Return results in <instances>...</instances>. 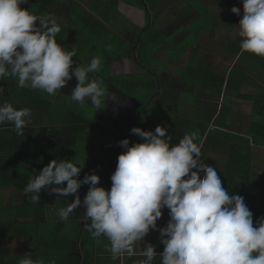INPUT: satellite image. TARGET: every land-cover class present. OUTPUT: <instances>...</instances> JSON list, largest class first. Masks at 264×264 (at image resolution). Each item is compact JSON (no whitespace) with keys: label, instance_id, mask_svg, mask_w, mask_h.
I'll return each instance as SVG.
<instances>
[{"label":"clouds","instance_id":"clouds-1","mask_svg":"<svg viewBox=\"0 0 264 264\" xmlns=\"http://www.w3.org/2000/svg\"><path fill=\"white\" fill-rule=\"evenodd\" d=\"M25 3L0 0V81L13 77L20 88L56 96L74 75L78 84L72 101L103 108V81L90 78L100 71L101 59L73 67L76 51L57 41L60 25L22 7ZM232 12L239 15L240 8L234 6ZM238 26L241 51L264 57V0H243ZM4 91L0 86V95ZM108 99L118 97L112 94ZM30 118L27 107L0 104V125H13L17 135L25 134ZM131 132L142 142L119 141L125 151L118 156L110 189L98 186L101 177L95 173L79 179L85 161L53 159L29 180L24 194H31L33 204L40 201L43 189L64 197L76 194L56 216L67 221L83 205L90 221L86 230L93 238H107L113 260L139 255L136 264H154L157 256L160 264H264V218L254 225L244 197L230 194L217 171L203 162V140L197 131L185 134L179 143L172 142L164 126L154 131L133 127ZM84 184L90 187L82 201L79 189ZM165 208L170 219L159 228L163 252L158 254L148 242L138 253L137 245L158 228ZM18 264L46 262L26 254Z\"/></svg>","mask_w":264,"mask_h":264},{"label":"crops","instance_id":"crops-1","mask_svg":"<svg viewBox=\"0 0 264 264\" xmlns=\"http://www.w3.org/2000/svg\"><path fill=\"white\" fill-rule=\"evenodd\" d=\"M112 1L124 2V0H108V2ZM162 1L159 0L157 3L159 7L156 9L157 13L154 12V18L161 33H163V38L161 39L163 44L161 48L153 49L151 47L143 51L146 54L147 69L151 72L152 78H149V80L141 78L143 75L146 78L150 76L149 74H144L143 69L138 65L141 63L140 60H142L141 56L143 55L139 56L136 53L132 59H125L122 62L125 70L122 72L123 78L115 79L112 85H103L106 93L103 98L104 104L103 108L97 110L90 103L78 104L72 101V90L78 84L77 78L73 75L68 84L56 96H50L54 104L51 119L60 120L54 123L56 128H52L50 144L49 142H43V137L40 134L34 135L33 130H30L24 140L25 145L22 148L24 152L34 141L36 149L41 147L45 151L46 149L49 150L50 147L49 162L53 159H66L74 162L85 161L86 164L80 173L79 179H83L87 174L95 173L101 177L98 186L104 187L106 183L110 182L107 188L110 189L112 184L111 176L116 170L118 162V158H115L114 154L119 146V141L125 139V130L129 128V133L127 134L129 136L126 138L130 140V144L142 142L141 137L131 132L133 127H141L144 130L153 131L152 125L148 126L146 122L143 123L142 121L149 107L141 110L140 101L150 98L149 102H156L160 109L161 106L163 108L169 107L170 109L174 107L181 117L182 115L183 117L184 115L186 117L193 115L194 117L201 106H212L211 103H213L215 98L219 99L218 107L212 106L211 109L217 111V115L220 114L223 103L227 101L228 97L234 98L235 94V96H239L235 97L236 99L230 107V111L240 113L243 117H248V115L250 117L253 109L248 104H245V100L249 101L248 98L256 96L259 89L263 91L264 76L258 75L259 84L257 83L258 81H253L251 84L247 82L245 84H233L230 91H227L226 84L222 86L216 80L218 76L225 77L228 80L231 70L239 59L240 54H237V52L240 53L241 49L235 48L237 40L241 38L235 34V30L239 27L238 24H226L224 27L222 25L216 26L211 23L214 21L213 19L210 25L214 31L212 29L202 30L201 24L192 30L190 26L194 25L198 18H201L200 12L197 11L199 5L207 7L214 16L213 11L202 0H175L172 5H181L177 9L180 8L183 12L178 10L177 13H174L166 9L173 15H171L172 18L169 21L166 20L163 24L162 20L169 13L162 6ZM86 2L88 1L86 0ZM128 12L107 15L111 18L110 21H105L102 16L93 14L80 18L75 17L74 19L68 12L60 18L57 17L58 19L55 18L58 22L62 21L72 25L69 35L70 40L73 39V41L69 45L67 44L69 46H67L68 50L74 49L76 54L81 51V56H79L78 61L74 60L73 67L80 63L88 62L90 46L86 38L91 36H97L99 39H112L116 37L115 35H119L123 41L121 44L122 49L127 47L125 42L130 46L133 45L138 30L136 28L137 23L132 22L130 16L139 13H135L133 10ZM184 20H187L188 23L184 24ZM168 23L174 28L165 27ZM217 30L220 31L221 36H218ZM62 31L64 30H61V33ZM188 37H191L194 42L188 41ZM224 39H227L225 45L217 41ZM98 44L100 50L107 49V46L103 47L100 42ZM187 44L189 45V50L182 55L184 59L173 52L176 47L182 51ZM111 48L112 50H119V47L114 44ZM228 50L230 55L227 58L225 53ZM85 54L87 55L85 56ZM85 59L87 60L84 61ZM132 76V80L128 79V77ZM143 81H146V83L143 84ZM139 84L143 85V87H140ZM247 90H252L254 93L247 94L245 93ZM112 94L118 97L116 101L108 99ZM183 95H191L189 98L184 99H193V104L184 103L182 101ZM148 96L150 97L148 98ZM240 99L241 101H239ZM236 104H241L247 109L250 108L249 112L244 114L242 111H235L234 107ZM155 115L156 118H160L158 113H154V117ZM147 117H152V115H147ZM154 122H159V120L156 119ZM84 124L88 125V128ZM159 125L166 127L165 122ZM23 151L20 154L21 158H24L26 170L34 172V176L49 164V162H44L47 160L44 157V152L38 158L35 155L24 156ZM201 159L206 165L212 166L217 171L220 169L219 166L225 165L223 161L214 159L211 156L208 158L202 156ZM64 186L66 187V182ZM89 187L90 185L84 184L79 189L82 201ZM13 193L15 195H23L22 202L24 204L32 203L30 201L31 194L26 196L23 190H13ZM75 195L71 194L68 197H64L55 193L49 194L48 189L41 191L39 202L43 201L48 204L47 221L34 225L35 229L31 232V235L16 239H6L2 243L4 249L8 250L10 255L15 256L16 264L26 254H30L36 260L43 259L46 264H52V262L54 264H136V261L142 258L139 255L131 258L125 256L122 259L113 260L109 250L110 244L106 237L102 236L99 239L93 238L92 235L90 237H88L89 235L87 236L89 239L83 237L85 236V225L90 223V221L85 219V208L83 205L67 221H61L56 216V211L71 203L75 199ZM169 219V210L165 208L163 216L157 222L158 228L150 231L141 246L137 245L138 253L140 248L146 247L148 242L156 246L158 254L163 252L164 245L161 243L159 228L166 226ZM80 227L81 230L77 232ZM58 234L65 238H58ZM63 246H67V251L58 252L57 248H63ZM70 249L73 253H71ZM154 264H160L159 256L156 257Z\"/></svg>","mask_w":264,"mask_h":264},{"label":"trees","instance_id":"trees-1","mask_svg":"<svg viewBox=\"0 0 264 264\" xmlns=\"http://www.w3.org/2000/svg\"><path fill=\"white\" fill-rule=\"evenodd\" d=\"M85 1L27 0V3L23 4L22 7L30 8L29 10L37 15L60 18L64 14L61 12V6L65 5L68 6V13L74 19L75 17L80 18L93 14L102 16V19L105 21H110L111 19L107 15L124 14L129 10H133L135 13L138 12L139 14L130 16L131 21L137 23L136 28L138 30L133 45L130 46L124 41L127 47L122 49L121 44L123 41L119 35H115L116 37L112 39H99L97 36H91L86 38L90 46V51L88 52L89 59L88 62H83V64L87 65L92 58L99 57L102 62L101 69L90 77L92 79H100L103 81V85L108 86L112 85L115 79L123 78L122 72L125 70L122 62L125 59H132L137 53L139 56L143 55L141 56V63L138 64L137 60V64L143 69L144 74L150 75L151 72L147 69L146 65V54L143 51L151 47L153 49L161 48L163 44L161 42L163 33H161L154 18V12L157 13L156 9L159 7V4H157L159 0H124L123 3L119 1L92 0L91 3L87 2L84 6ZM215 2L224 14L223 18L218 20L219 26L239 24L240 19L243 17V0H215ZM234 6L240 8L239 15L232 12ZM197 11L200 12L201 16L197 22L200 20L203 22L201 25L202 30L212 29L214 31L210 25V21L213 19L217 20V17L213 16L204 5H199ZM58 24L61 30L64 31L57 35V41L67 47L73 41V39L70 40L69 35L72 25L62 21L58 22ZM197 25L198 23H194L190 28L194 30V28H197ZM241 39L237 40L235 44L236 49L240 48ZM188 41L194 42L192 38ZM99 42L103 47L107 46V49L100 50ZM113 44L119 47V50H112ZM188 46L187 44L183 47L182 51L180 50L179 56L182 57V55L188 52ZM237 54H240L239 59L231 70L228 80L221 76H218L216 79L222 86L226 84L227 91L232 89L233 84H245L246 82L251 84L253 81H258L259 74L261 77L264 76V57L242 51L240 53L237 52ZM229 55L230 52L228 50L225 56L228 58ZM234 55L236 54L234 53ZM79 56H81V51L73 57V60L78 61ZM132 78L133 76L128 77L130 80ZM141 78L149 80L152 76L150 75L146 78L143 75ZM145 83L146 81H143V84ZM257 83L259 84V81ZM0 86L5 89L3 95H0V104L11 103L17 109L27 107L31 110L30 123L25 129L24 135H17L14 131V126L11 124L5 123L0 125V264H16L15 256L10 255L9 251L5 250L2 246L3 241L31 235V232L35 229L34 225L46 222L48 216L47 203L41 201L35 204H24L22 202L23 195L20 196L13 193V190H24L29 180L34 177V172L26 170L24 158H21L20 152L23 151L24 140L30 130H33L34 135L40 134L43 137V142H49L50 144L52 128H56L54 123L60 120L56 118L51 119L54 104L53 99L47 93L30 88H20L17 86V80L13 77H7L3 81H0ZM139 86L143 87L141 84ZM263 91L259 89L256 96H247L250 98H248L249 101L245 100V104H248L253 109L250 117L249 115L248 117H243L240 113L230 111V107L236 99L235 97L239 95L234 96V98L228 97L227 101L223 103L222 111L218 115L217 111L211 109L212 106L203 105L198 109L194 117L193 115H190V117H186V115L183 117L182 115L181 117L174 107L170 109L169 107L163 108L161 106L160 109V106L156 102H149L150 96H148L149 99L140 101L141 110L149 107L147 114H144V118L142 119L143 123L146 122L148 126L152 125L154 131L157 126H164L159 124L165 122L168 134L173 138V143H179V140L187 133L198 132L200 139L203 140L202 156H206L207 158L211 156L225 163L224 166H219L220 169L218 171L216 170L221 178L222 186L230 194L234 193L244 197L246 205L253 213L254 225L259 218H264V156L262 158L263 170L258 171L259 169L256 166L258 159L254 150L264 149ZM190 96L183 95L182 101L192 105L193 99H184ZM154 113H158L160 118H156V115L154 117ZM147 115H152V117H147ZM156 119L159 122H154ZM84 126L88 128V125L84 124ZM128 133L129 128L125 130L124 138L129 136L127 135ZM49 151L50 147L49 150L46 149L45 151L41 147L40 149H36L33 141L26 151L23 152L24 156L35 155L38 158L44 152V157L47 159L44 162L46 163L49 162ZM123 151L124 148L119 145L114 154L115 158H118ZM109 184L110 182L106 183L104 187L107 189ZM80 230L81 227L77 232ZM87 236L90 237L91 234L85 230V236L83 237L89 239ZM57 237L60 239L65 238L60 234ZM67 249V246H63V248H57V251L63 253ZM71 253H73L72 250Z\"/></svg>","mask_w":264,"mask_h":264},{"label":"rangeland","instance_id":"rangeland-1","mask_svg":"<svg viewBox=\"0 0 264 264\" xmlns=\"http://www.w3.org/2000/svg\"><path fill=\"white\" fill-rule=\"evenodd\" d=\"M89 3H91V1L92 0H87ZM120 1H123V0H120ZM175 0H163L162 1V6L163 7H165V10L166 9H169V11L170 12H174V13H177V11L178 10H180L181 12H183V10L182 9H177L178 7H181V5H178V6H173L172 5V3L174 2ZM202 2H204L212 11H213V13H214V16L215 17H217V20H214V21H210L211 23H213V24H215L216 26L218 25V24H220L219 22H218V20H220V19H222L223 18V16H224V14L222 13V11L220 10V8L217 6V4H216V2H215V0H202ZM87 2L85 1V3L84 4H86ZM169 7V8H168ZM167 11V10H166ZM61 12L62 13H64V14H66L67 12H68V6H65V5H63V6H61ZM168 12V11H167ZM196 12V11H195ZM169 13V12H168ZM63 14V15H64ZM171 15H173V14H167L166 15V17L162 20L163 21V24L166 22V20H170L172 17H171ZM57 18V17H56ZM55 19V18H54ZM58 19V18H57ZM57 19H55L56 20V22L58 23V20ZM183 23L184 24H187L188 22H187V20H184L183 21ZM198 23V25H202L203 24V22L200 20L199 22H195V24H197ZM162 24V25H163ZM224 24V23H223ZM229 25H233V24H229ZM165 27H168V28H174V27H172L171 26V24H167ZM222 27H224V25H222ZM170 30H172V29H170ZM239 27L235 30V34L236 35H238V33H239ZM217 33H218V36H221V33H220V31L219 30H217ZM236 37V36H235ZM191 37H188V39H190ZM227 39H224V40H217L218 42H222V43H224L223 45H225V41H226ZM131 41H132V39H131ZM203 48H205V47H203ZM180 50L181 49H179V48H175V50L173 51L174 53H176L177 54V56L181 53L180 52ZM205 50H207L206 48H205ZM213 54V53H212ZM183 58V57H182ZM184 59V58H183ZM252 90H247V91H245V93H247V94H252ZM143 93V92H142ZM254 93V92H253ZM109 94H110V91H109ZM234 96H235V94H234ZM218 102H219V99L218 98H215L214 99V101H213V103H211L212 104V106H214V107H218ZM148 104H149V102H148ZM234 109H235V111H238V112H240V111H242V113H244V114H246V113H248L249 112V109L250 108H245L243 105H241V104H236V106L234 107ZM149 110V109H148ZM154 110V109H153ZM162 112V111H161ZM255 150V154H256V158L258 159V161H257V163H256V166H257V168L259 169L258 171H262L263 170V162H262V158H263V156H264V149H254Z\"/></svg>","mask_w":264,"mask_h":264}]
</instances>
